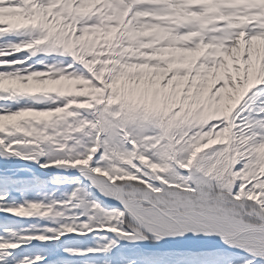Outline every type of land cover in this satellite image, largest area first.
Masks as SVG:
<instances>
[{
  "label": "snow or ice",
  "instance_id": "6c2138e0",
  "mask_svg": "<svg viewBox=\"0 0 264 264\" xmlns=\"http://www.w3.org/2000/svg\"><path fill=\"white\" fill-rule=\"evenodd\" d=\"M93 233L264 262V0H0V264Z\"/></svg>",
  "mask_w": 264,
  "mask_h": 264
},
{
  "label": "trees",
  "instance_id": "16d2710c",
  "mask_svg": "<svg viewBox=\"0 0 264 264\" xmlns=\"http://www.w3.org/2000/svg\"><path fill=\"white\" fill-rule=\"evenodd\" d=\"M101 200H103L101 198ZM9 223L16 226H27L29 224L46 223L37 221H20L14 220ZM107 235L109 239H117L118 247L109 254H92L87 256H72L64 250L69 248L87 249L89 247H98L108 241L102 240V237ZM128 246L122 244V241L111 233H93L87 237H78L69 235L62 237L60 240L53 243L42 244L40 242H33V250L39 254L51 253L48 260L63 257V264H115L114 257L116 253L121 254L119 264H205V261L195 253L185 251H164L160 250L159 246L154 242H134ZM229 264H245L246 260L252 259L251 256L231 252ZM46 264L48 262L46 261ZM257 264H264V262L257 261Z\"/></svg>",
  "mask_w": 264,
  "mask_h": 264
},
{
  "label": "water",
  "instance_id": "95a60500",
  "mask_svg": "<svg viewBox=\"0 0 264 264\" xmlns=\"http://www.w3.org/2000/svg\"><path fill=\"white\" fill-rule=\"evenodd\" d=\"M37 171L43 173L42 170H40V169H37ZM53 172H55V170H49V173H46V174L50 175ZM67 175H75V174H67ZM113 204H115V202H113ZM115 206L119 207V205H115ZM124 241L126 242V240H124ZM160 245H162V247L164 249H171V250H180V249L189 247V245H185V244H175V243H172V242L167 241V240L162 241L160 243ZM230 250H234V251H237V252H241V251H239L237 249H230ZM242 253H245V252H242Z\"/></svg>",
  "mask_w": 264,
  "mask_h": 264
},
{
  "label": "rangeland",
  "instance_id": "374dc122",
  "mask_svg": "<svg viewBox=\"0 0 264 264\" xmlns=\"http://www.w3.org/2000/svg\"><path fill=\"white\" fill-rule=\"evenodd\" d=\"M240 254L247 255V253H242V252H240ZM247 256H249V255H247Z\"/></svg>",
  "mask_w": 264,
  "mask_h": 264
}]
</instances>
